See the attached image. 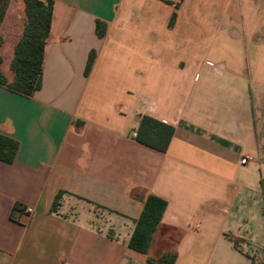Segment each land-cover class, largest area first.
<instances>
[{
    "label": "crops",
    "instance_id": "obj_1",
    "mask_svg": "<svg viewBox=\"0 0 264 264\" xmlns=\"http://www.w3.org/2000/svg\"><path fill=\"white\" fill-rule=\"evenodd\" d=\"M53 1L42 89L28 99L0 87V133L19 143L13 164L0 161V264H253L264 0ZM9 13L13 47L24 26L13 35ZM144 116L175 128L165 153L137 142ZM149 195L168 206L142 255L128 244Z\"/></svg>",
    "mask_w": 264,
    "mask_h": 264
},
{
    "label": "trees",
    "instance_id": "obj_2",
    "mask_svg": "<svg viewBox=\"0 0 264 264\" xmlns=\"http://www.w3.org/2000/svg\"><path fill=\"white\" fill-rule=\"evenodd\" d=\"M24 4V29L21 38L13 46V57L8 60L4 55L6 35L4 24L8 18L11 0H0V87L20 95L33 98L42 89L45 61V49L51 37L54 14L53 0H21ZM184 0H182L183 2ZM180 4L176 5L179 9ZM177 14L174 13L170 27L174 26ZM108 26L101 20L96 21V34L103 39ZM96 61V53L91 52L85 75L88 77ZM175 128L158 122L148 116L141 119L137 133V142L152 150L165 153L174 136ZM19 150V143L0 133V161L13 164ZM64 195L60 192L53 204L52 212H57L60 200ZM143 211L135 221V229L128 247L142 255H148L153 236L160 226L168 203L157 196L149 195L143 201ZM19 209L18 206L14 211ZM239 245L236 243V247ZM177 255H167L160 260L147 259V264H175ZM254 264V263H253Z\"/></svg>",
    "mask_w": 264,
    "mask_h": 264
},
{
    "label": "rangeland",
    "instance_id": "obj_3",
    "mask_svg": "<svg viewBox=\"0 0 264 264\" xmlns=\"http://www.w3.org/2000/svg\"><path fill=\"white\" fill-rule=\"evenodd\" d=\"M11 11L9 13V24H10V29L9 31L15 35L18 36L23 29L24 26V22H25V15H24V4L21 0H11ZM5 34V33H4ZM7 40V39H6ZM4 55L7 56L8 60H11L13 57V47L11 44H7L4 47ZM252 165V164H251ZM257 198L258 200L261 201L260 203V207L257 211L260 212V217H262V214L264 212V190L262 191V189L259 191V193L257 194ZM254 203L252 202V205ZM95 211L98 217V220L101 221L99 224L100 225H104V224H108L111 223L112 221V215L105 213L102 210H98L97 208L93 209ZM252 213H256V208L254 206L250 207L249 209ZM251 218V217H248ZM258 222H254V221H250L249 223V229L247 230L250 235H255L258 232ZM174 237H176L173 234ZM261 239H263V235L260 237ZM250 254H251V258L254 261V264H264V250H250Z\"/></svg>",
    "mask_w": 264,
    "mask_h": 264
},
{
    "label": "built area",
    "instance_id": "obj_4",
    "mask_svg": "<svg viewBox=\"0 0 264 264\" xmlns=\"http://www.w3.org/2000/svg\"><path fill=\"white\" fill-rule=\"evenodd\" d=\"M248 163V160L247 159H243L242 160V164H247ZM25 213L32 216L34 214V209L33 208H27L25 210Z\"/></svg>",
    "mask_w": 264,
    "mask_h": 264
}]
</instances>
